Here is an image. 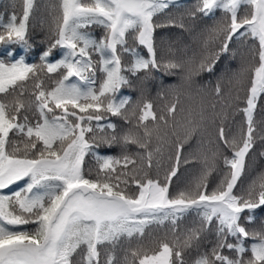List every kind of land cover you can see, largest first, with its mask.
<instances>
[{"label":"snow or ice","instance_id":"snow-or-ice-1","mask_svg":"<svg viewBox=\"0 0 264 264\" xmlns=\"http://www.w3.org/2000/svg\"><path fill=\"white\" fill-rule=\"evenodd\" d=\"M175 2L58 0L38 63L11 47L35 52L36 0H22V14L0 24V264H264V227L245 226L264 209V172L246 187L242 179L264 142V121L256 119L264 110V0H198L192 19L222 13L202 33L203 51L158 58L157 30L186 28L160 22ZM234 43L246 48L230 77L234 91L219 81L208 91L197 78ZM154 72L180 77L171 99L158 93L161 107L143 92L135 100L121 94ZM209 127L199 175L174 188L192 162L185 145L193 137L203 145ZM117 146L119 156L100 151ZM86 157L94 169L85 168ZM153 226H167L162 237L146 231ZM208 235L214 239L204 248Z\"/></svg>","mask_w":264,"mask_h":264},{"label":"trees","instance_id":"trees-1","mask_svg":"<svg viewBox=\"0 0 264 264\" xmlns=\"http://www.w3.org/2000/svg\"><path fill=\"white\" fill-rule=\"evenodd\" d=\"M198 0H176V2L170 6L167 10V15H162L160 17L161 23H167L169 19L174 21H182L186 28L181 29L179 27H163L156 32V43H157V56L158 58L163 56L168 58L169 55L174 54L177 58H187L194 55H199L203 51L201 44L202 33H204L208 28L212 27L217 20L220 19L222 13L216 12L214 17H204L197 14L195 19H192L188 14L194 11ZM58 4V0H36V9L33 13V17L30 20V33L29 41L35 47V52L24 53L18 46H11L16 48L20 55H25L27 62L38 63V53L41 52L47 45V34L48 25L50 23V16L48 15L49 6ZM15 11L17 15L22 14V0H0V24L8 22L10 14ZM89 31L96 37H99L102 33V29L99 27H94L89 29ZM169 45L171 46V53L169 52ZM230 48L232 53L224 54L219 63L216 65L212 73H204L197 78L198 82L205 86V88L210 91L214 88L215 84L219 81L222 88L227 93L229 90L235 88V82H230V77L233 72H235L241 62L243 55L246 52V48L239 44H231ZM2 55V53H0ZM59 53L54 54V58L58 57ZM7 59V57H5ZM57 76L59 73L56 74ZM141 76L144 74L141 73ZM74 79V78H73ZM180 77L176 76H166L162 72H154L147 79L135 81L133 88H124L121 90L122 95H127L133 98V100L140 98L141 92H143L144 97L151 100L154 107H161L164 103L158 93L163 92L166 99H171L169 94V86L179 85ZM184 91H187L186 89ZM243 96V93H241ZM185 105L192 104L195 106V101L189 100L187 96L182 97ZM197 100L199 97L196 98ZM264 104V100L261 101ZM109 119L116 123L119 128H127L128 126L124 124L122 120L117 117H109ZM232 116L229 112V121H231ZM237 121L240 117H236ZM256 119L258 121H264V110L258 108ZM264 128V124L258 125ZM214 136V129L209 127L207 132L203 137V145L199 142L200 137H193L184 148L183 155L189 157L192 162L187 165H182L180 168L179 180L174 183L175 187H184L187 183L193 180L199 175L202 167V162L200 160L201 154L206 151L209 147L208 140ZM131 151H136L135 146H130ZM264 150V142L257 141L256 148L253 153L250 154L251 159L247 161L246 174L242 179L245 181L244 187L251 182L258 174L264 172V157L259 155V152ZM101 152L110 153L115 156L120 155V148L103 147L100 149ZM219 166L222 167V163L218 162ZM95 168V162L90 157L85 158V168ZM218 177L214 174L210 177V184H214ZM23 183V182H21ZM18 185H13L12 188H16ZM11 191V189L5 190ZM255 219L251 223L245 222V226L249 230H259L264 227V209H257L255 212ZM194 217H186L184 221L181 222L180 228L183 230L185 227L191 226ZM26 229H32L34 225L23 226ZM167 226L156 227L153 226L150 230L152 236L162 237ZM151 237L148 235L144 238V243L148 244ZM214 239L213 235H208L203 242V247H209L210 241ZM135 241H133V245ZM117 255L122 256L121 252Z\"/></svg>","mask_w":264,"mask_h":264}]
</instances>
